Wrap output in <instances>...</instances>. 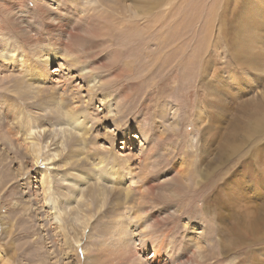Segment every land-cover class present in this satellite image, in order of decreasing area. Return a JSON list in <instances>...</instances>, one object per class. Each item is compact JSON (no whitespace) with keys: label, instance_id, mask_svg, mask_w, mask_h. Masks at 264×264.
I'll list each match as a JSON object with an SVG mask.
<instances>
[{"label":"rangeland","instance_id":"rangeland-1","mask_svg":"<svg viewBox=\"0 0 264 264\" xmlns=\"http://www.w3.org/2000/svg\"><path fill=\"white\" fill-rule=\"evenodd\" d=\"M167 1L173 11L159 27L151 25L161 7L149 21L131 18L129 11L143 8V0H0V45L12 42L25 57L20 63L17 52L12 61L0 55V78L9 76L0 100H14L5 95L26 81L28 69L36 74L46 54L41 45L51 43L59 60L37 77H46L42 86L53 95L70 96L71 107L82 106L89 128L78 157L69 145H49L48 139L45 152L58 155L34 163L22 154L32 139L6 133L19 120L10 118L13 105L0 113V264H156L136 234L127 188L141 198V217L152 224L149 243H171V257L156 254L160 264H264V242L248 230L258 219L264 225V0H204L208 23L190 19L200 0ZM77 56L85 61L68 67ZM93 82L100 89L88 102ZM73 96L89 104L75 103ZM36 103L21 102L20 113L28 112L49 135L58 126ZM128 132L130 142L121 144ZM75 158L80 160L69 162ZM111 161L127 179L104 176ZM63 170L73 178L82 173L80 187L95 199L79 212L91 214L87 225L76 231L67 226L69 242L48 215L55 213L51 201L66 205L61 186L40 182L43 174ZM142 182L140 194L135 186ZM102 185L108 192L99 198L94 191ZM80 195L73 204L85 200ZM118 222L126 228L128 253L117 249ZM103 226L113 232L103 233Z\"/></svg>","mask_w":264,"mask_h":264},{"label":"bare ground","instance_id":"bare-ground-1","mask_svg":"<svg viewBox=\"0 0 264 264\" xmlns=\"http://www.w3.org/2000/svg\"><path fill=\"white\" fill-rule=\"evenodd\" d=\"M200 1H201V3L199 4V6L198 7H195L192 10L190 19L191 20H194V19L197 20V18H199L201 20V17H204V21L206 23H208V21L210 19L209 18L210 17L209 16L210 8L209 7H206V5L204 3V0H200ZM167 3H168L167 0H143V2L141 3V7L143 6V8H141V9H138V8L137 9H133V10H130L129 12H131L130 13V14H132L131 18L134 19V20L135 19H139V18H144V20L145 19H148V21H149L151 18H149L148 15L155 8L161 7V10H157L158 12H155L156 14H154V18L153 19L156 22V24L151 25V26H159V27H161V24H164L165 23V22H162V21L164 20V17L166 16V14H168V16H170L168 12L169 11H173L171 8H165V5ZM9 8L6 7L7 11H8ZM126 8H127V6H126ZM126 8H124L125 11H126ZM2 12H5V11L3 10ZM107 14H108V12H107ZM4 15H5V13L3 14V16ZM0 16H2V14ZM128 17H130V16H128ZM105 18L107 19V17H105ZM115 18H116V15H115ZM199 19H198V21H199ZM158 22L160 24H157ZM203 25H205L204 22H203ZM1 40H3V39H1ZM28 40L29 39H27V41ZM51 45H52L51 43H46V44H42L41 45V48H40L41 51H45L46 54H45V56L43 55L44 56L43 57V60H41L40 67L37 70L36 74H32V71L28 69L29 72H28V74L26 76V81L23 78H21L20 81H18V84H16L14 86L15 90L14 91L9 90L8 91V94L5 95V96H12L14 98V100L13 99H10L9 97H7V100H4V101L3 100H0V113H2V110L5 109V106L10 103V104L13 105V108L15 109V110H13V111L10 112L11 114L9 113L10 114V118H13V117L14 118H18L19 117V120H17V123L15 122L14 124H12V126L9 125L10 127H7L8 130H6V133H8L10 135H14V136H17V134H19V133L21 134L22 133L23 135L28 136V138H31L32 139L29 142V144L28 143L27 144H24V150L22 149L23 150L22 151V154H23V156L24 155L25 156H30L33 159L34 163H37V162L39 163V162H42V161H47V160H50L53 155H56V156L58 155V154L49 153L48 151H46L48 153L45 152V147L48 146V142H49L48 139L50 140L49 145H51V144L58 145L59 143L62 144V145L63 144L69 145V147H70L69 150L75 149L74 150V152L76 154L75 156L78 157L83 152V149L84 148L82 149V145L85 146V147L87 146L86 141H87V136L89 135V128L87 126V120H86V117H85V113L80 108L82 106H80V107H77L76 106L78 104H85L87 101H83L81 98H78V97H77V99H75L76 96H73L72 98L76 100V102L75 101L74 102L75 103H78V104L75 105L76 107H74V106L71 107L68 104L69 101L67 102V99H69L70 96L67 95L68 97H64L63 95H60L58 97V96H55V94L53 95V93H52L53 91L50 92L48 90H45L46 88L42 86L43 85V82L45 80L44 78H46V77H37V76L44 75L46 73L48 74L47 67L49 65H51V64H56V62H58V60H59V54L58 53L60 51L58 52V50H56L57 48L54 49L53 48L54 45H52L53 47ZM51 48L54 49V50H51ZM7 53H10V54L7 55ZM13 53H16V58L18 59V61H19V59L21 60L20 63H24L25 62V57L22 54L19 53V50L15 47L14 43L10 42L8 45H4V44H1L0 45V55L2 56V58H4V59L5 58H8L7 60H9V59L11 60L12 59L11 54H13ZM84 61L85 60H82V58H78V56L77 57H70L68 59V61H67L66 64L68 65V67H73V66H76V65L81 64ZM3 62L4 61H1L0 63H3ZM4 65H6V64H4ZM79 71H80V75H82V76L84 74H86V72H87V71L86 72L83 71V69H79ZM91 71H92V69L89 68L88 72H91ZM8 77L9 76L5 75V76H3V77L0 78V86H1L0 96L3 93H6V91H7L8 86H6V84L9 82ZM12 81L14 82V79ZM88 82L90 83V80ZM87 88H88L87 91L89 92L88 93V96H87L88 97V102H89L93 97L94 98L96 97V95H97V91L96 90H99L100 87L93 82V84H91V85L88 84L87 85ZM33 89H36V92H33ZM63 90H65V87L63 88ZM61 94H63V93H61ZM64 94H67V92L64 91ZM52 97H54L53 98L54 100H52ZM33 101L39 103L40 108H41V112H44L43 114H45L47 116L46 118H49V119H47V121H49L50 123H53L54 125L58 126V129H55V127H54L53 128V132L50 131L49 135L47 134L48 132H47L46 128L45 129H42L40 127L38 128L37 126H34L33 125L35 120L33 121L31 115L28 112L25 113L26 117H24L20 113L22 111L21 108H20L21 111L19 110V107H20L21 102H26V103L30 104V102L32 103ZM92 101H91V103H92ZM13 102H14V104H13ZM43 103H45V105H43ZM41 105H42V107H41ZM108 107H110V106L108 105ZM26 110H28V109H26ZM108 113H109V111H108ZM40 116H42V114H40ZM112 116H114V115H112ZM150 117H153V116H150ZM46 118H45V120H46ZM42 119H44V118H42ZM120 119H123V118L120 117ZM148 120H150L149 117H148ZM42 121H39V123H42ZM263 122H264V120H263ZM259 123H261V122H259ZM0 127H1V124H0ZM3 127H4V125L2 126V128ZM256 128H257V126H254L251 129V134H254L255 135V133H257L258 130L256 131ZM263 128H264V125H263ZM261 131L262 130H260V132ZM46 138H47V141L44 142V140ZM122 139H123V141L121 142V144H124L125 145V144H127V142H130L131 137H130L129 132H128V134L123 135ZM260 139L261 138H259V140ZM14 141H15V139H14ZM22 141H24V139ZM80 144H82V145L80 146ZM17 145L21 146V142L19 144H17ZM13 151L15 152L16 150H13ZM250 152H252V149H251ZM258 154H259V152H258ZM78 160H80V158H75L74 160H70L69 159V162L72 163V161H73V163H75ZM177 171H179V174H181L183 172L182 169H179ZM257 171H258V169H257ZM102 172H104V176L110 175L111 177H113L111 179L113 182H119V179L122 178V177L124 179H127L126 175L123 174L124 172L120 171L119 168L116 167V162L114 163V161L113 162L111 161L109 163H106L105 166H103ZM244 172H245V170H244ZM84 177L85 176L82 173H78L75 176V178H73L68 173H66L65 170H63V171H59V172L55 173V175L48 174V177H47V175H44L43 174L42 177H41V179H40V182L42 184H43V182H46V181L48 183H52V182L55 181V182H57L61 186L60 187L61 188L60 189L61 190L60 191L61 192V195H59L60 193L59 194L56 193V192L55 193L58 194L59 196H61L60 197V201L62 200L64 202H66V205L65 206H62V205L60 206L59 205V207H58L57 206L58 205L57 201H51L49 204H50L51 209H55V213L54 214L53 213L52 214L50 213L48 215L51 216V217L49 216L51 218L49 221H53V223H56V224H57V222H59L58 227H60L62 229V232H63V236L65 238V241L66 240L68 241L69 238L72 236V235H70L68 233V230H67L68 229V227H67L68 225H71V227L73 229H75V231H76L77 228L79 226H81L82 224L85 223L87 225L89 219L92 217V216H90L91 214L88 215L85 212H84L85 214H83V215H80L79 214V212H81V210L84 209V208H82L83 206L84 207L85 206L89 207L90 205H93L92 203H93V201H95V199L93 198L94 197L93 193L91 195H89V194L88 195H85V193L87 191L84 193L82 187H80L82 185L83 181H80L79 182L77 179H82ZM111 180L109 179V182L110 183H111ZM66 182H68L67 185L65 184ZM99 182L101 183V181H99ZM144 183L146 184V182H144ZM135 187H136L135 190H138V192L141 191V189L144 187L143 182L141 184H137ZM95 188H97V187H95ZM103 189H105V186L102 187V190L100 192H95L94 191V193H97L95 196H97L99 198L101 197L100 195H102L103 197L107 196V194L105 195V193H107L108 191L103 190ZM113 191H114V189H113ZM50 192L52 193V191H49V193H48L49 195H50ZM80 192H81L80 198L83 197L85 200H83L81 202L78 201V202H76L77 205H75V204H73L74 203L73 201L74 200L76 201V197H77V195ZM134 196L136 197L137 195H135V194L132 193V189L130 190V188H127V190L125 191V194H124V200L128 199L130 216L132 218H135V220H133V223H136V225H134V226L137 227V230H135L137 232L136 234H138V236H140V238L142 240L141 244H148L151 247V249H152V251L154 253L153 256L155 255L153 261L156 264H160L159 261L162 258V256L157 259V257H159V255H160V250H162L167 257H171L172 251H173L172 250L171 243L168 242V243H166L163 246L162 245L163 244V241H159L157 239L152 240L149 243V240L152 239V237H153L152 236V232H153L152 230L153 229H150V228H152V226H151L152 224L149 225L147 223L146 218H145L146 216H144V218L141 217L142 213L144 212L143 211V207L144 206H142V204L140 202V199L141 198L140 199H139V197H136L135 198ZM241 196H243V195H241ZM232 197H234V196H232ZM46 198H47V196L44 197V200L45 201H46ZM48 199H50V198H48ZM130 199L132 200L131 201L132 203L130 202ZM261 209H262V207H261ZM92 214H94V213H92ZM118 214H119L118 211H114V212L111 211L109 213V215L112 216L114 219L116 217H118ZM100 219H101V217L98 220H100ZM260 220L261 219H258L257 222L254 223V224L251 223L252 225L249 227L248 230H249V234L252 235V236H254V233H255V235L257 237L256 238V241H258V242H264V225H263V220H262V222ZM86 225H84V226H86ZM81 227H83V225ZM86 227H88V226H86ZM116 227H118V229L115 230L114 232H113V227L112 226H110V227L105 226L104 227V230H101L102 228L100 230L103 233H105V234L106 233H112L113 232V234L117 235L116 243L118 245L117 246L118 251H123L122 253H128L129 251H132L131 248L128 247V242L129 241H128V237H127V234H126V228H125L124 224L122 222H118V226H116ZM86 229L87 228H85V227L82 228V230H81L82 231V234L83 233L85 234ZM246 232H247V230H246ZM76 242H79V241L77 240ZM74 246H75V244H74ZM122 247H124L125 249L123 250ZM103 249L104 248H102V250ZM197 249H198V247H197ZM156 254H157V257H156ZM132 255H135L134 252H132ZM0 257L2 258L1 255H0ZM162 261H164V260H162Z\"/></svg>","mask_w":264,"mask_h":264}]
</instances>
